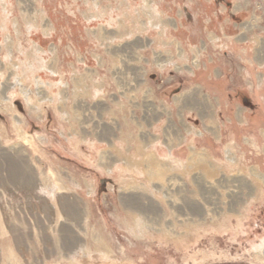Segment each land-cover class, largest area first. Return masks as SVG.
<instances>
[{
	"label": "rangeland",
	"instance_id": "obj_1",
	"mask_svg": "<svg viewBox=\"0 0 264 264\" xmlns=\"http://www.w3.org/2000/svg\"><path fill=\"white\" fill-rule=\"evenodd\" d=\"M244 61L264 0H0V264H264Z\"/></svg>",
	"mask_w": 264,
	"mask_h": 264
},
{
	"label": "crops",
	"instance_id": "obj_2",
	"mask_svg": "<svg viewBox=\"0 0 264 264\" xmlns=\"http://www.w3.org/2000/svg\"><path fill=\"white\" fill-rule=\"evenodd\" d=\"M176 22H177V20H176ZM181 24H182V22H181ZM173 29V28H172ZM175 29V28H174ZM207 29H208V27H207ZM170 32H171V29L169 30ZM221 38V37H220ZM220 38H217V39H220ZM230 39V38H229ZM228 39V37L226 38V40L228 41L229 40ZM228 45V44H227ZM232 45L233 44H230V45H228L229 47H231L232 48ZM237 46V45H236ZM240 47H242V46H240V44H239V48ZM239 48H238V52L236 53V54H234V51L233 50H231L232 51V55H240V57L241 58H243L244 56H243V54H240L239 53ZM234 49H236L237 50V47L236 48H234ZM230 50V49H229ZM249 52V51H248ZM201 53V52H200ZM202 54V53H201ZM249 54V53H248ZM229 56V55H228ZM263 63V62H262ZM264 64V63H263ZM205 67H209V66H205ZM226 69H225V72L223 73V75H220L219 73H217L218 71H216L215 72V75L218 77L219 75H220V77H219V79L217 80V82H214L213 83V85L214 84H216V85H218V87H225V86H227V85H229V87L228 88H230V89H232L231 87H240L239 86V82H237V81H234V79H233V74H235V73H238L241 77H242V79L244 80V81H246L245 83H247L246 85H248L249 87H250V89L252 88V90H254L255 88H256V91H257V89H264V67L262 66V67H258L257 66V68L258 69H255L254 68V64H247V61H244V65H243V69H241V67H237V66H235V65H227V67H225ZM200 70V69H199ZM259 71H261V75H260V83H258V84H256L255 85V79H254V77L256 76L257 77V74L259 73H257V72ZM206 72V71H205ZM204 71H203V73H205ZM257 73V74H256ZM206 74V73H205ZM195 75H196V73H195ZM218 83V84H217ZM260 84V86H258ZM256 86V87H255ZM245 87V86H244ZM262 97V101H263V103H264V96H261ZM222 110V109H221ZM238 116V117H237ZM237 116H236V118H239L238 120H239V122L240 123H238L239 125H240V127H238V128H241V126H244V125H247L248 123H249V119H247L246 117V119H244V118H242L243 116H242V113H240V117H239V115L237 114ZM242 116V117H241ZM242 119V120H241ZM231 120V119H230ZM224 125L226 126V124H225V122H224ZM227 128V127H226ZM262 128V130L260 129L259 130V132L258 131H256L255 133H249L248 135H246V139H248V140H250V141H253L255 144H256V142H257V145H259L260 146V140H259V138L261 137V136H263V138H264V132H263V130H264V127H261ZM261 135V136H260ZM230 136L231 137H236V136H238L237 134H235V132L233 131L232 132V134H230ZM260 136V137H259ZM250 138V139H249Z\"/></svg>",
	"mask_w": 264,
	"mask_h": 264
},
{
	"label": "bare ground",
	"instance_id": "obj_3",
	"mask_svg": "<svg viewBox=\"0 0 264 264\" xmlns=\"http://www.w3.org/2000/svg\"><path fill=\"white\" fill-rule=\"evenodd\" d=\"M201 152H199V150H193L192 154L190 157L194 156V155H197V154H200ZM206 153V152H205ZM204 154V152L202 153ZM202 158V157H201ZM191 160V159H190ZM254 174L256 175V173L254 172ZM256 178L259 179V178H262L261 182L264 181V177L263 176H260L259 174L256 175Z\"/></svg>",
	"mask_w": 264,
	"mask_h": 264
}]
</instances>
